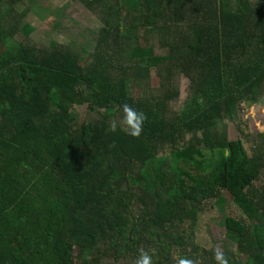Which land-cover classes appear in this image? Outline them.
I'll return each mask as SVG.
<instances>
[{"label": "trees", "instance_id": "obj_1", "mask_svg": "<svg viewBox=\"0 0 264 264\" xmlns=\"http://www.w3.org/2000/svg\"><path fill=\"white\" fill-rule=\"evenodd\" d=\"M24 1L0 0V264H134L142 248L216 264L195 241L211 200L228 264H264V133L249 155L224 125L264 98V0H81L102 26L78 53L32 43ZM153 70L158 88L132 94ZM123 104L147 117L139 138Z\"/></svg>", "mask_w": 264, "mask_h": 264}, {"label": "rangeland", "instance_id": "obj_2", "mask_svg": "<svg viewBox=\"0 0 264 264\" xmlns=\"http://www.w3.org/2000/svg\"><path fill=\"white\" fill-rule=\"evenodd\" d=\"M109 2L111 0H105ZM26 9L23 22L32 27L29 40L32 43L48 46L50 43L67 45L78 53L80 49L91 52L94 49L98 31L102 22L96 11L87 8L81 0H25L16 6L15 13L18 14ZM21 34H16L13 41H20ZM162 36L157 34L151 39L155 55L165 54L161 43ZM159 86V78L152 71L151 81L148 85L135 86L131 82L128 88L132 94L137 96L139 92L155 91ZM175 87L179 90V97L171 102L174 111L181 112L190 95L188 80L181 76L175 78ZM74 110L86 116V106L74 108ZM88 117V115H87ZM90 118V117H89ZM225 130L230 140L241 139L249 155L252 154V141L256 133H264V98L257 104L243 103L236 115L225 121ZM249 136V137H248ZM226 213L235 217H241L240 210L232 203L226 207ZM224 213L215 200L204 204L199 214L195 228V241L201 247L209 250L216 248L224 249L226 240L225 229L222 226ZM230 243V242H229ZM177 257V254L174 255ZM118 264H131L129 261H121Z\"/></svg>", "mask_w": 264, "mask_h": 264}, {"label": "clouds", "instance_id": "obj_3", "mask_svg": "<svg viewBox=\"0 0 264 264\" xmlns=\"http://www.w3.org/2000/svg\"><path fill=\"white\" fill-rule=\"evenodd\" d=\"M122 117L119 121V124L122 125L123 130L130 136L139 138L143 131L144 121L147 119L145 113L137 110L129 104L121 105ZM117 122L113 121L110 125L111 131H116ZM155 250L152 251V254H149V251L145 249H140L138 255L134 260V264H153V255ZM175 264H199V261L193 260L188 257H174ZM214 260L216 264H228V260L224 255V252L220 248L214 250Z\"/></svg>", "mask_w": 264, "mask_h": 264}]
</instances>
